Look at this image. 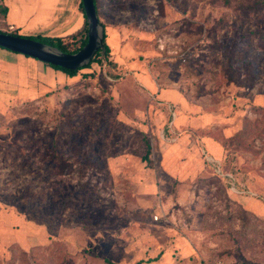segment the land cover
I'll return each mask as SVG.
<instances>
[{"label":"rangeland","instance_id":"374dc122","mask_svg":"<svg viewBox=\"0 0 264 264\" xmlns=\"http://www.w3.org/2000/svg\"><path fill=\"white\" fill-rule=\"evenodd\" d=\"M245 1L97 0L100 61L72 77L0 56V264H264V6ZM231 46L253 87L225 75Z\"/></svg>","mask_w":264,"mask_h":264},{"label":"crops","instance_id":"0c3cea01","mask_svg":"<svg viewBox=\"0 0 264 264\" xmlns=\"http://www.w3.org/2000/svg\"><path fill=\"white\" fill-rule=\"evenodd\" d=\"M66 1L67 7L60 10V6L63 5L64 0H2V3L7 8L5 23L13 31H18L23 36L25 33H36L38 36L70 38L83 29L86 18L81 8L82 0ZM51 31L55 33H51ZM0 56L9 59L11 62L15 61L18 64L20 58L29 57L3 47H0ZM29 58L33 61L41 62L35 58ZM50 68L49 73L55 72L56 74H61L58 76L63 75V78L65 76L70 77L61 70L51 66ZM157 97L160 105L171 103L173 107H177L183 106L185 103V98L182 94L173 89H161ZM207 146L211 152L214 151L211 144L207 143Z\"/></svg>","mask_w":264,"mask_h":264},{"label":"water","instance_id":"95a60500","mask_svg":"<svg viewBox=\"0 0 264 264\" xmlns=\"http://www.w3.org/2000/svg\"><path fill=\"white\" fill-rule=\"evenodd\" d=\"M88 22V39L76 53L58 51L50 45L25 36L0 31V47L9 49L37 60L67 69H78L92 59L99 49V18L94 0H82Z\"/></svg>","mask_w":264,"mask_h":264},{"label":"trees","instance_id":"16d2710c","mask_svg":"<svg viewBox=\"0 0 264 264\" xmlns=\"http://www.w3.org/2000/svg\"><path fill=\"white\" fill-rule=\"evenodd\" d=\"M95 1V5H96V9H97V0H94ZM248 1V0H247ZM259 3L256 1V0H253L252 3H248L246 6V8H252L254 9V7L256 5H253V4H261L262 6H264V0H258ZM244 2H246L244 0ZM231 4V3H230ZM229 4V5H230ZM81 8L83 9V4L81 3ZM84 11V9H83ZM4 15L6 16V13H7V8L4 6ZM86 18V16H85ZM223 19H220L219 20V25H222L223 24ZM87 25V19H85V25L83 27V29L81 31H79L78 33L74 34L73 36H71L70 38H62V37H53V36H37V38L33 37V36H28L29 38H32L34 40H37V41H40L42 43H45L47 45H50L52 47H55L59 50H61L62 52H65V53H74V52H77L79 49H76L74 51H70L68 48H67V43L64 42L65 39H72L73 37H76L78 36L79 34L85 32V26ZM217 30V28L215 29H211V32H214ZM1 32H5V33H10L12 35H17V36H23V35H20L18 33V31H9V32H6V31H2L0 30ZM105 34V33H104ZM215 35V34H213ZM87 39H88V34L87 36L85 37V40H84V43L87 42ZM221 42L218 43V48L221 47ZM103 48L105 49V51L108 53L110 52V47L106 44L105 41H103ZM240 51L238 49H235V47L231 46V47H228L225 49L223 55H224V62L222 63V69L225 73V75L227 76L228 80L230 83H233L239 87H253L254 86V82L256 80V74L251 70V67H250V64L248 63L245 67L241 68L240 67V60H241V54L239 53ZM101 53V48L98 49V51L96 52V54L94 55V57L89 61V63L87 64H84L83 66H81L80 68L78 69H67V68H64V67H60V66H55V65H52V64H48L50 65L51 67L55 68V69H58V70H61L63 71L64 73H66L67 75L69 76H75L77 75V73L83 69V68H87V67H90V65L93 63V62H97V61H100L98 58V56L100 55ZM149 152H150V146H148V149H147V153H146V158L148 159V156H149ZM136 264H142L141 261L137 262Z\"/></svg>","mask_w":264,"mask_h":264},{"label":"built area","instance_id":"2783aa9c","mask_svg":"<svg viewBox=\"0 0 264 264\" xmlns=\"http://www.w3.org/2000/svg\"><path fill=\"white\" fill-rule=\"evenodd\" d=\"M155 219H158V216H155Z\"/></svg>","mask_w":264,"mask_h":264}]
</instances>
